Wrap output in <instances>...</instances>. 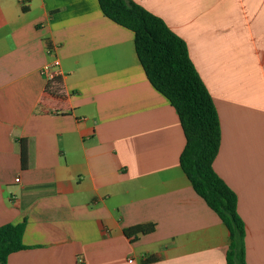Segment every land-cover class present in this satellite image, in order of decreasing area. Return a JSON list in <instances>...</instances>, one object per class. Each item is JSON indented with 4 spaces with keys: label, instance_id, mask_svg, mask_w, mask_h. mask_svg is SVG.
<instances>
[{
    "label": "crops",
    "instance_id": "1",
    "mask_svg": "<svg viewBox=\"0 0 264 264\" xmlns=\"http://www.w3.org/2000/svg\"><path fill=\"white\" fill-rule=\"evenodd\" d=\"M130 1L185 42L246 264H264V0ZM133 39L98 0H0V226L23 223L26 246L6 264H226L229 231L182 171L178 116ZM55 59L50 94L40 69Z\"/></svg>",
    "mask_w": 264,
    "mask_h": 264
},
{
    "label": "trees",
    "instance_id": "2",
    "mask_svg": "<svg viewBox=\"0 0 264 264\" xmlns=\"http://www.w3.org/2000/svg\"><path fill=\"white\" fill-rule=\"evenodd\" d=\"M98 4L108 19L132 31L136 55L149 83L176 111L185 138L179 165L195 193L229 231L226 264H246L245 225L237 211V195L213 168L221 140L218 114L185 42L159 17L130 0H98ZM48 92L56 94L58 88L52 86ZM21 159L23 163L24 147ZM23 229V223L0 226V264L26 248ZM153 231V224L137 225L124 234L134 239Z\"/></svg>",
    "mask_w": 264,
    "mask_h": 264
},
{
    "label": "built area",
    "instance_id": "3",
    "mask_svg": "<svg viewBox=\"0 0 264 264\" xmlns=\"http://www.w3.org/2000/svg\"><path fill=\"white\" fill-rule=\"evenodd\" d=\"M51 49L47 50V53H50ZM59 62L54 60L52 63L44 64L40 69V74L45 78L46 88L54 86L56 79L59 77L60 72L58 71ZM15 182H18V178L15 179ZM78 261H81V258L78 257ZM131 262V260H129Z\"/></svg>",
    "mask_w": 264,
    "mask_h": 264
}]
</instances>
